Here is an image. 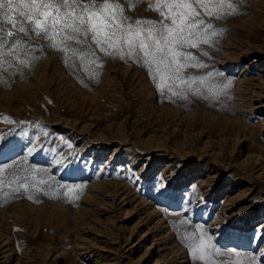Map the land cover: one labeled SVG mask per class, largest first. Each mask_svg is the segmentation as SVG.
<instances>
[{
  "label": "rangeland",
  "instance_id": "rangeland-1",
  "mask_svg": "<svg viewBox=\"0 0 264 264\" xmlns=\"http://www.w3.org/2000/svg\"><path fill=\"white\" fill-rule=\"evenodd\" d=\"M238 11L215 21L227 31L201 57L209 68L189 70L230 81L219 101L174 103L137 64L108 59L94 76L57 51L0 83V136L13 146L2 174L34 168L48 180L0 188V264H203L186 246L193 225L264 261V0H239ZM126 14L157 18L148 0Z\"/></svg>",
  "mask_w": 264,
  "mask_h": 264
},
{
  "label": "snow or ice",
  "instance_id": "snow-or-ice-1",
  "mask_svg": "<svg viewBox=\"0 0 264 264\" xmlns=\"http://www.w3.org/2000/svg\"><path fill=\"white\" fill-rule=\"evenodd\" d=\"M141 2L144 0H0V83L10 87L16 79H27L45 52L57 51L66 65L71 62L75 68L78 62L84 71L92 69L94 76H98L108 59L137 64L146 69L157 91L174 103L193 100L211 103L227 96L230 81H217L219 73L189 70L209 68L201 57L209 58V49L218 43L216 38L227 31L215 21L246 14L238 11L239 0H155V3L148 0V7L157 18L133 19L126 14L129 7ZM10 70L13 79H5L3 74ZM7 122L14 123L10 119ZM40 133L45 139L49 135L46 128ZM32 139L39 140L40 136ZM0 141H5L0 145V155L5 148L12 150L5 136H0ZM42 150V144L33 145L26 153L32 156ZM58 152L62 155L63 145ZM6 168L7 164L0 163V188L7 184L15 185L13 191L21 188L27 191L29 187L36 189L37 185L48 183L44 178L36 181L34 168L4 176L2 171ZM25 173L31 174V181ZM58 187L67 188L64 196L75 190L68 185ZM160 187L163 189L165 185ZM192 227L191 232L186 229L185 241L194 261L228 264L226 260L214 259L226 252L229 257L233 254L244 257L235 264H258L254 257L236 249H221L202 225Z\"/></svg>",
  "mask_w": 264,
  "mask_h": 264
}]
</instances>
